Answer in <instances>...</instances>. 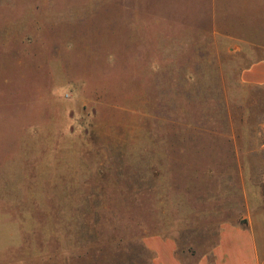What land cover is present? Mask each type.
I'll return each mask as SVG.
<instances>
[{"label":"rangeland","instance_id":"1","mask_svg":"<svg viewBox=\"0 0 264 264\" xmlns=\"http://www.w3.org/2000/svg\"><path fill=\"white\" fill-rule=\"evenodd\" d=\"M252 4L0 0V264H154L150 234L196 264L226 222L264 264Z\"/></svg>","mask_w":264,"mask_h":264},{"label":"crops","instance_id":"2","mask_svg":"<svg viewBox=\"0 0 264 264\" xmlns=\"http://www.w3.org/2000/svg\"><path fill=\"white\" fill-rule=\"evenodd\" d=\"M264 1V0H260ZM251 2V1H250ZM236 4L237 1H235ZM239 5V4H238ZM250 13L264 12L262 5H248ZM243 9V7L241 6ZM239 9V12L243 10ZM241 81L252 87H264V59L244 69ZM144 245L154 255V264H187L193 255H182L177 240L166 234H150L143 238ZM196 264H262L258 236L250 226L240 222H226L221 226L219 241L211 256L196 259Z\"/></svg>","mask_w":264,"mask_h":264}]
</instances>
